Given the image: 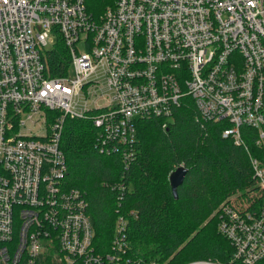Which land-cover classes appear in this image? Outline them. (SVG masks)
<instances>
[{"label":"built area","instance_id":"1","mask_svg":"<svg viewBox=\"0 0 264 264\" xmlns=\"http://www.w3.org/2000/svg\"><path fill=\"white\" fill-rule=\"evenodd\" d=\"M114 3L95 18L86 0H0V264H156L125 259L121 214L98 252L85 194L65 187L67 116L88 117L101 151L128 167L138 119L165 128L189 97L246 150L242 128L254 129L264 152V0ZM57 38L70 53L60 77L45 59ZM251 163L254 193L216 209L231 264H264V156Z\"/></svg>","mask_w":264,"mask_h":264},{"label":"trees","instance_id":"2","mask_svg":"<svg viewBox=\"0 0 264 264\" xmlns=\"http://www.w3.org/2000/svg\"><path fill=\"white\" fill-rule=\"evenodd\" d=\"M87 2L88 10L97 15L113 4L111 0ZM56 41L45 59L49 75L60 77L69 71L70 53L62 38ZM165 121L138 119L135 159L125 167L118 151L110 155L101 151L98 131L88 117L67 116L60 142L68 164L65 187L85 194L98 252L112 250L121 214L127 221V260L231 264L234 247L220 233L216 209L231 197L249 198L254 193L251 156H264L255 141L257 133L243 127L248 150L236 145L223 135L227 121L203 122L189 97L162 128ZM182 165L187 175L174 196L169 175ZM118 183L125 186L123 193Z\"/></svg>","mask_w":264,"mask_h":264},{"label":"water","instance_id":"3","mask_svg":"<svg viewBox=\"0 0 264 264\" xmlns=\"http://www.w3.org/2000/svg\"><path fill=\"white\" fill-rule=\"evenodd\" d=\"M186 168L182 165L181 167L174 168L169 175V184H171L174 196L178 195V187H180L185 180L187 175Z\"/></svg>","mask_w":264,"mask_h":264},{"label":"rangeland","instance_id":"4","mask_svg":"<svg viewBox=\"0 0 264 264\" xmlns=\"http://www.w3.org/2000/svg\"><path fill=\"white\" fill-rule=\"evenodd\" d=\"M88 0H86V2H87ZM112 2H113V4H111V5H114L115 3V0H111ZM87 4V6H89V4H88V2L86 3ZM90 11V10H89ZM105 12V11H104ZM104 12H103V14H104ZM90 13H92L93 14V16L94 15H97V14H94L95 12L94 11H90ZM102 15V13L100 14V15H97V16H94L95 18H98V17H100Z\"/></svg>","mask_w":264,"mask_h":264}]
</instances>
